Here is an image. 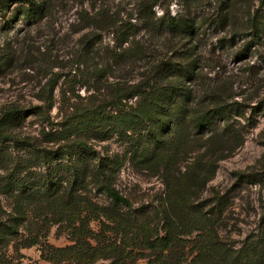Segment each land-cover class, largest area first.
Returning a JSON list of instances; mask_svg holds the SVG:
<instances>
[{"label":"trees","instance_id":"16d2710c","mask_svg":"<svg viewBox=\"0 0 264 264\" xmlns=\"http://www.w3.org/2000/svg\"><path fill=\"white\" fill-rule=\"evenodd\" d=\"M183 1L191 7L198 0ZM229 2L218 0L211 23L236 31L239 29L230 24L232 5ZM64 3L65 0H0L2 26L10 29L18 20L38 22L55 4L63 7ZM78 3L77 21L73 25L77 30H87L79 36L73 63L78 69H87V78H93L92 87L87 86L98 94L90 100L93 105L97 104L94 108L104 105V109L109 107L116 114L108 110L101 120L94 114L85 117L91 110L82 114L86 110L83 105L81 111H70L63 117L61 129L50 131L49 111L55 101L57 78L39 87L36 102L13 101L0 109V253L10 246L17 250L39 243L41 237L45 239L47 231L41 228L27 233L22 230L28 212L24 202L33 195L38 194L48 203L76 205L78 191L91 184L112 204L132 209L131 200L114 180L120 166L118 160L107 152L101 153L91 142L96 137L103 140L106 133L114 131L103 119L117 116L125 119L122 132L127 133L131 128L134 139L130 155L136 163L161 171L169 186L179 169L181 154L196 151L193 161L185 164V172L194 173V182L202 185L212 177L215 162L242 142L240 125L236 126L237 119L244 115L241 102L223 97L226 88L219 82H199L204 73L195 56L200 20L189 9L185 8L182 13H157L153 8L157 0H78ZM120 4L126 9L122 10ZM256 17L253 14L248 19L251 27L258 30L253 31V36H260L264 33V20ZM141 32L144 35H139ZM108 35L110 38L105 41ZM152 40L156 42L151 48L148 43ZM141 59H145L141 80L129 82L130 77L108 80L122 72L125 64ZM67 92H63L62 103L79 108L75 106L76 96ZM88 96L90 99L93 95ZM255 107L264 111V97ZM27 117L36 120L40 126L37 132L26 129ZM88 121L90 125H84ZM39 136L54 141V148L40 146ZM28 149L43 151L42 155L55 153L68 166L57 176L49 173L50 177L34 186L25 173L32 168L28 155L25 157ZM241 175L248 179L250 173ZM178 202L169 201L166 207L148 217L145 215L140 223L117 219L123 222L120 230H137L141 245L153 251L146 264H264V232L250 247L241 249L227 246L217 233L208 232L205 234L208 238L194 241L195 253L185 252L180 228L186 211ZM96 213L108 215L101 210ZM48 254L45 257L50 259L52 254ZM0 264H11V261L0 258Z\"/></svg>","mask_w":264,"mask_h":264},{"label":"rangeland","instance_id":"374dc122","mask_svg":"<svg viewBox=\"0 0 264 264\" xmlns=\"http://www.w3.org/2000/svg\"><path fill=\"white\" fill-rule=\"evenodd\" d=\"M229 1L232 5L230 24L239 29L236 31L211 23L218 0H198L191 7L183 0H157L153 7L157 13L169 11L171 14L182 13L186 8L198 17L200 34L196 37L195 56L204 72L199 82H219L226 88L223 97L228 101H240L244 108V115L236 124L240 125L242 142L229 155L215 162L212 177L202 185H196L194 173L185 172V164L193 161L196 152L193 150L180 155L179 169L174 178L170 177L172 185L169 182V186L161 171L136 163L130 155L134 139L131 128L127 133L122 132L125 119L119 116L103 119L114 131L106 133L103 140L96 137L91 142L101 153L107 152L118 160L120 166L114 180L118 189L131 200L132 209L112 204L91 184L78 191L76 205L59 201L48 203L38 194L33 195L24 202L28 212L22 230L27 233L41 228L47 231L45 239L41 237L39 243L17 250L10 246L1 251L0 258L11 264H118L119 260L122 261L120 264H146L153 251L141 245L137 230H120L123 222L117 219L140 223L145 215H152L172 200H178L182 210L186 211L180 228L185 239V252L195 253L194 241L208 238L205 236L208 232L217 233L227 246L240 249L258 241L264 232V111L253 106L264 97V33L253 36V31L258 30L251 27L248 17L257 14V20H264V0ZM119 7L126 9L123 4ZM78 9V0H65L63 7L55 4L38 22L18 20L10 29L4 28L0 19V109L13 101L36 102L39 87L49 79L57 78L55 101L49 111L50 131L61 129L63 117L70 111H79L83 105L86 110H80L82 114L91 110L85 117L94 114L101 120L108 110L116 114L109 107L104 109V105L94 108L97 104L93 105L90 100L98 94L91 88L93 78H87L88 70L78 69L73 63L79 36L87 30H77L73 25ZM109 38L110 35L105 37V41ZM155 42L152 40L148 45L151 47ZM144 60L125 64L122 72L108 80L129 77V82L141 80ZM80 73L86 76L81 77ZM64 91L76 96L78 103L75 106L79 108L62 103ZM91 93L93 96L89 99ZM86 124L90 125L89 121ZM25 126L31 132H37L40 127L32 117H27ZM38 138L43 148H54L56 144L45 136ZM42 154L43 151L32 149L25 154L32 163V168L26 169L25 173L34 186L50 177L49 173L57 176L68 166L55 153ZM242 173H250L249 178L241 177ZM100 210L108 215L97 214ZM49 252L52 254L50 259L45 257Z\"/></svg>","mask_w":264,"mask_h":264}]
</instances>
